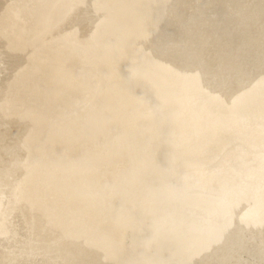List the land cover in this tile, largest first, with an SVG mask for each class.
I'll list each match as a JSON object with an SVG mask.
<instances>
[{
	"label": "bare ground",
	"instance_id": "6f19581e",
	"mask_svg": "<svg viewBox=\"0 0 264 264\" xmlns=\"http://www.w3.org/2000/svg\"><path fill=\"white\" fill-rule=\"evenodd\" d=\"M25 1L7 20L8 25L18 30L12 36L15 52L26 56L32 79L46 78L50 71L53 75L42 88L28 89L29 105L38 111L24 109L20 114L0 115V230L6 231L0 236V264H55L46 250L66 228L67 240L53 251L56 258L61 256L68 264H165L170 257L165 250L152 246L153 237L141 242L139 253L132 248H119L121 228L131 229L137 237L144 229H151L148 219L159 213H164L165 233L173 235L162 236L163 242L179 246L178 259L182 262L189 261L186 253L192 247L208 249L210 245L205 247L202 236L185 230L199 223L203 225L199 216L187 211L189 204L177 202L174 204L177 212L168 211L170 202L181 197L175 179L178 173L171 163L193 150L210 152L212 157L207 160L210 162L235 142L231 138L236 135V122L240 125L252 121L261 113L264 125L261 61L255 59L252 48L253 56L241 54L240 60L235 57L244 43L250 42L255 47L264 32V0L257 4L260 5L254 16L239 22L227 19L225 9L208 7L207 0H174L166 6L169 0H127L100 5V14L118 11V18L123 21L128 16L120 13L130 8L145 10L159 5L162 8L158 18L138 19L130 27L131 54L139 52L138 60L135 62L132 55L120 56L110 68L104 98L121 108L117 124L121 135L113 138L112 130L105 145L80 138L90 111L86 103L59 126L49 121L50 114L58 117L69 114L75 100L84 99L91 91L90 81L78 74L81 58L75 45L95 47L90 24L80 21L82 34L74 35V42L64 47L56 45L62 36H69L75 23L94 14L69 0ZM144 13L138 14L142 17ZM203 15L214 20L199 25ZM218 15L221 17L215 19ZM185 26L197 31H187ZM236 33L240 36L238 43L229 42ZM45 60L47 64H43ZM206 63L212 70L222 69L228 77L235 74L231 84L219 83L220 87L211 92L204 88L210 83L196 82L191 87L182 82V74ZM71 71L79 78L76 82L70 78ZM134 120L141 122L136 132L129 127ZM54 129L61 133L69 129L75 136L61 138L53 145L51 141L57 137ZM258 135L264 140V129ZM68 141L73 143L75 152L67 154V163L107 150V158L118 170L117 176H109L102 167L47 174L45 170L60 161L62 146ZM37 163L40 167L36 170ZM173 179L175 184L171 182ZM157 183L159 187H155ZM121 185L128 190H120ZM41 187L45 191L40 196ZM200 198L210 203L220 201L219 197L206 193ZM10 203L15 205L13 216L4 220ZM126 203L128 207H123ZM79 207L82 213L78 212ZM185 231L187 234H183ZM206 231L214 232V228L208 225ZM106 242L112 247H107ZM220 262V258H208L206 264Z\"/></svg>",
	"mask_w": 264,
	"mask_h": 264
},
{
	"label": "rangeland",
	"instance_id": "374dc122",
	"mask_svg": "<svg viewBox=\"0 0 264 264\" xmlns=\"http://www.w3.org/2000/svg\"><path fill=\"white\" fill-rule=\"evenodd\" d=\"M27 1L32 3L37 2V0ZM69 1H71L70 3H79L94 15L89 16L88 19H82L75 23L72 26L73 30L70 32L69 36H62L60 39L61 41L58 42L56 46L64 47L73 43L76 37L74 35L80 36L82 34L80 31V21H84L85 24H90L93 29L92 33L96 43L95 47H84L77 43H75V45L77 47V53L81 58L78 74L80 77H84L90 81L91 91L84 99L75 100L69 114L64 117L50 114L49 121L52 125L59 126L62 122L72 118L74 115L73 113L77 112V107L81 109L83 108L81 104L86 103L90 111L87 118L88 120L81 128L80 138H86L105 145V138L107 136L109 137V133L112 130L113 138H118L121 135V131L117 126L121 115V108L117 103H110L104 98L107 96L108 83L111 77L110 68L113 62L118 60L120 56L125 58L132 55V59L135 62L138 60L139 52L131 54L132 38L130 35V27L132 23L138 21V19L150 20L152 18H158L161 15L162 8L160 5L158 7H149L145 10L142 8H130L120 13V15L126 14L128 16L127 20L123 21L118 18V11L115 14H100L99 6L108 3L115 4L127 0H102L100 1L101 3H93L89 0ZM169 1L165 3V6L169 3H174V0ZM219 1L220 4H218ZM259 1L260 4L263 3L262 0H252L250 3L247 0H207L206 4L208 7L211 5H215V8L219 7V11L225 9L224 11H226V15H228L227 19L231 18V20L233 19L239 22L240 19L244 21L248 20L257 13L258 6L260 5H257ZM24 2L26 1L0 0L1 117L9 112L11 114H20L24 109H30L33 112L38 111L33 105H29L31 92L28 91V89H30V87H32V89L42 88L49 82L53 75V72L50 71L46 78L32 79L30 64L27 62L26 56L23 57L15 52V43H12V36L14 32L17 33L18 30H15L14 26L8 25L7 20L12 18L13 14L23 7L22 5H24ZM180 11L184 10L180 9ZM98 12L99 15L96 14ZM142 12L145 13L140 17L138 13L141 14ZM219 17H221V15H218L215 19ZM210 20L214 19L209 15H203L199 19V21H201L199 25L205 24ZM13 25L19 24L13 23ZM185 28L187 31H197L195 27L188 28V26H185ZM138 30L142 32V29ZM254 39L255 38H253V40ZM239 40L240 36L237 33L231 35V38L228 39L229 42H237ZM36 46H39L38 42H36ZM251 48L255 50V59L261 61L264 69V32L260 35L255 47H251L250 42L244 43L241 46V50L239 49L236 53V59L240 60L241 54L253 56L250 50ZM32 60L35 63V60ZM74 62H76V60H74ZM43 64H47V61H43ZM260 71L261 73L259 75H264V70ZM70 74V78L73 82L79 80L74 72L71 71L69 72V75ZM184 74L180 76L184 84L193 87L196 82L205 85L210 83L211 86L207 85L208 87L204 88L211 92L216 90L217 86L220 87L219 83L228 82L231 84L233 80L231 77L235 75L231 74L232 76H229V78L222 69L216 68L212 70L207 63L202 66V68ZM146 107L147 106L144 105V108ZM262 117L263 114L260 113L255 116L252 121L241 122L240 125L236 122L234 126H237L234 132L236 135H234V138H231L235 139V142L225 149L216 159L207 162V160L212 157L210 152H194L193 150L189 153H183L181 160H176L171 163L172 168L178 173L175 179L181 197H179V201L170 202L171 205L168 207V211L171 214H175L177 211L175 210L174 204L177 202L189 204H186L187 211L199 216L200 222L203 225H199V223L198 225H194L193 228H186L185 230L192 231L198 236H202L205 241L203 242L205 247L206 245H210L208 249L195 246L187 250L186 254L190 257L188 262H182L181 259H178L180 258L178 255L179 246H170L168 242L166 246L162 239L164 235L168 237L173 236L171 234L167 235L164 231L166 227L163 226L164 213H159L157 216L152 215L151 218L148 219L152 223L151 229H144L138 233L137 237L134 236L131 229L125 227L121 228L118 234L121 238V247L119 248H121V250L132 248L135 252L139 253L141 242L153 237L152 246L155 249L159 248L160 250H165L168 257H170L169 260H165L167 262L165 264H206L208 258H220L221 262L218 264H264V140H261L262 138L258 135L259 130L264 129ZM140 123V121L134 120L129 126L130 130L136 132L138 129L137 125ZM54 133L57 137L52 139L51 142L53 145L58 144L61 138L64 139L68 136H75L69 129L64 133H61L59 129H54ZM62 147L63 153L59 154L61 158L59 159L60 161L49 169H46L45 171L47 174L55 175L58 170L61 172H68L71 169L102 167L106 169V173L109 176H117L118 170L116 171V169L112 167L111 160L107 158V150L100 152L101 154L99 153L96 156L89 155L86 156L88 158H81L67 163V154L74 153L75 148L71 141L65 142ZM105 148L108 149V147ZM205 161L206 163H204ZM39 167V163L34 165L36 170ZM100 181L103 180L101 179ZM106 181L107 179L105 182ZM17 182L21 184L19 181ZM171 182L175 184L174 179ZM155 187H159V184L157 183ZM95 189H100V187ZM120 190L127 191L128 188L121 185ZM44 191L45 187H41L38 189V194L41 196ZM132 191L134 193L135 189ZM205 193L219 197L220 201L215 203L201 201L200 195ZM225 202L227 203L225 204ZM10 204L12 205L9 207V211H7L4 220L13 216L12 209L15 205L13 203ZM128 204L129 203L123 204V207H128ZM226 205L228 206L226 207ZM82 207L77 208L79 213H82ZM223 210L225 211L223 212ZM139 220L141 221L142 219ZM208 225L214 228V232L209 233L206 231ZM221 230L223 232L219 233ZM66 231L67 228L53 243L48 244L49 251L45 249L46 252L50 253L52 261H54L55 264H61V262L63 264H68L61 256L56 258L53 251L54 248H60L67 240ZM5 233L6 231L4 229L0 230V236H3ZM183 234H187L186 231ZM206 239H208V241ZM212 239H214V241ZM105 244L107 247H112L110 242H106ZM9 255L12 256V253L10 252ZM157 257L159 260L164 261L160 256ZM146 260H148V257H146ZM154 262L157 261L154 259Z\"/></svg>",
	"mask_w": 264,
	"mask_h": 264
}]
</instances>
